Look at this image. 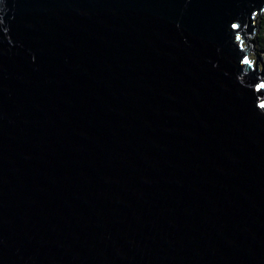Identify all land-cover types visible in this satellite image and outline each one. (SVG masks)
Returning <instances> with one entry per match:
<instances>
[{
    "label": "water",
    "instance_id": "95a60500",
    "mask_svg": "<svg viewBox=\"0 0 264 264\" xmlns=\"http://www.w3.org/2000/svg\"><path fill=\"white\" fill-rule=\"evenodd\" d=\"M263 11L0 0V264H264Z\"/></svg>",
    "mask_w": 264,
    "mask_h": 264
},
{
    "label": "trees",
    "instance_id": "16d2710c",
    "mask_svg": "<svg viewBox=\"0 0 264 264\" xmlns=\"http://www.w3.org/2000/svg\"><path fill=\"white\" fill-rule=\"evenodd\" d=\"M258 18L257 24V33L254 36V40L257 42L258 49L257 51L253 52L254 55L260 53V51L264 52V14H260L256 17Z\"/></svg>",
    "mask_w": 264,
    "mask_h": 264
},
{
    "label": "rangeland",
    "instance_id": "374dc122",
    "mask_svg": "<svg viewBox=\"0 0 264 264\" xmlns=\"http://www.w3.org/2000/svg\"><path fill=\"white\" fill-rule=\"evenodd\" d=\"M262 14H264V11L262 12ZM257 49H258V45H257ZM260 57H261V60L264 61V52L260 51ZM251 53V59H255V55L253 54V52H250ZM259 67L262 68V64L260 63L259 64Z\"/></svg>",
    "mask_w": 264,
    "mask_h": 264
},
{
    "label": "clouds",
    "instance_id": "9594fccd",
    "mask_svg": "<svg viewBox=\"0 0 264 264\" xmlns=\"http://www.w3.org/2000/svg\"><path fill=\"white\" fill-rule=\"evenodd\" d=\"M256 56V55H255Z\"/></svg>",
    "mask_w": 264,
    "mask_h": 264
}]
</instances>
